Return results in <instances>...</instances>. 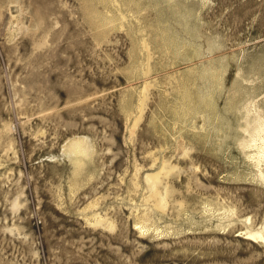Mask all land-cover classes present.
Masks as SVG:
<instances>
[{"label": "rangeland", "instance_id": "1", "mask_svg": "<svg viewBox=\"0 0 264 264\" xmlns=\"http://www.w3.org/2000/svg\"><path fill=\"white\" fill-rule=\"evenodd\" d=\"M260 125L264 0H0V264H264Z\"/></svg>", "mask_w": 264, "mask_h": 264}, {"label": "bare ground", "instance_id": "2", "mask_svg": "<svg viewBox=\"0 0 264 264\" xmlns=\"http://www.w3.org/2000/svg\"><path fill=\"white\" fill-rule=\"evenodd\" d=\"M262 125V124H261ZM259 126L258 127V129L256 130V133L257 134H259L260 132H262L263 131V129H264V127L263 126ZM254 141V140H253ZM263 148L262 147H258L257 148V153H256V155H255V157L256 158H258V160H257V163L259 162V158H261V154L263 153ZM254 157V158H255ZM255 158V159H256ZM245 236H246V239L247 240H250V239H252L253 241H255V240H262V236H261V234L259 233V232H250V231H248L246 234H244Z\"/></svg>", "mask_w": 264, "mask_h": 264}]
</instances>
